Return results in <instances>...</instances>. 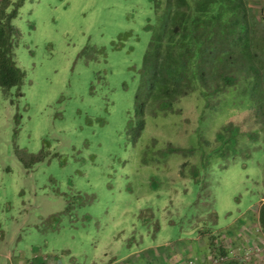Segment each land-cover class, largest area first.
<instances>
[{
	"label": "rangeland",
	"instance_id": "374dc122",
	"mask_svg": "<svg viewBox=\"0 0 264 264\" xmlns=\"http://www.w3.org/2000/svg\"><path fill=\"white\" fill-rule=\"evenodd\" d=\"M1 1L19 5L24 79L0 88V264H264V153L195 182L197 159L164 151L212 143L248 109L204 111L193 94L127 131L156 0Z\"/></svg>",
	"mask_w": 264,
	"mask_h": 264
},
{
	"label": "trees",
	"instance_id": "16d2710c",
	"mask_svg": "<svg viewBox=\"0 0 264 264\" xmlns=\"http://www.w3.org/2000/svg\"><path fill=\"white\" fill-rule=\"evenodd\" d=\"M18 6L9 12L7 1L0 2V88L5 91L20 87L24 79L14 59L19 34L11 25ZM154 18L138 71L136 126L128 123L134 140L146 119L178 114V102L196 94L204 111L218 112L228 98L233 111L248 109L249 117L221 126L212 143L165 147V155L197 159L190 170L195 182L213 162L226 167L236 157L248 160L256 149L264 153V22L249 0H156ZM262 190L257 221L264 235V166Z\"/></svg>",
	"mask_w": 264,
	"mask_h": 264
},
{
	"label": "crops",
	"instance_id": "0c3cea01",
	"mask_svg": "<svg viewBox=\"0 0 264 264\" xmlns=\"http://www.w3.org/2000/svg\"><path fill=\"white\" fill-rule=\"evenodd\" d=\"M249 3H250L251 8L253 9L254 14L257 16V18H260L264 22V0H249ZM257 215H256V219H257ZM227 252L228 253H233V249H230ZM242 252H244V250ZM242 252L241 253H238V255L240 254L239 256H242ZM105 256H108V255H105ZM250 257H249V260H250ZM252 259H253V257H252ZM50 262H52V263H50ZM50 262H49V264H54L53 263L54 262L53 259L50 260ZM202 262L203 261L201 260L200 263H202ZM43 263L47 264L48 262L47 263L44 262V258L43 257H40L39 259H36L35 261H32L31 263H27V264H43ZM106 264H113V262L111 260H109V262H107ZM137 264H139V263H137ZM229 264H232V263H229ZM237 264H239V263H237ZM246 264H260V263H258V262H256V263L255 262H250L249 263L248 262Z\"/></svg>",
	"mask_w": 264,
	"mask_h": 264
}]
</instances>
